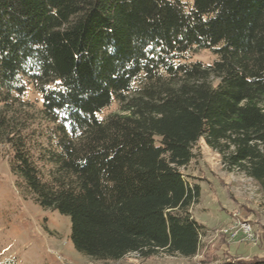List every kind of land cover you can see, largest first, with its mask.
I'll list each match as a JSON object with an SVG mask.
<instances>
[{"label": "trees", "instance_id": "16d2710c", "mask_svg": "<svg viewBox=\"0 0 264 264\" xmlns=\"http://www.w3.org/2000/svg\"><path fill=\"white\" fill-rule=\"evenodd\" d=\"M200 139L264 187V0H0V153L78 251L195 256Z\"/></svg>", "mask_w": 264, "mask_h": 264}, {"label": "rangeland", "instance_id": "374dc122", "mask_svg": "<svg viewBox=\"0 0 264 264\" xmlns=\"http://www.w3.org/2000/svg\"><path fill=\"white\" fill-rule=\"evenodd\" d=\"M193 58L209 63L216 56L210 50H198ZM27 97L41 99L32 84ZM115 110L114 104L105 113ZM0 147L8 151L6 146ZM195 151L196 157L183 171L203 176L197 178L201 195L193 210L196 219L205 225L198 253L193 257L165 251L149 257L129 254L110 262L78 251L70 238V215L45 208L26 196L7 158L0 153V264H218L226 259L228 251L237 256L264 255L263 185L247 171L225 164L221 154L204 139L199 140ZM237 221L249 224L248 235L239 227L224 231Z\"/></svg>", "mask_w": 264, "mask_h": 264}, {"label": "built area", "instance_id": "2783aa9c", "mask_svg": "<svg viewBox=\"0 0 264 264\" xmlns=\"http://www.w3.org/2000/svg\"><path fill=\"white\" fill-rule=\"evenodd\" d=\"M234 227H239V228H243L245 230V233L248 235V231H247V227H249V224L246 223V222H241V221H237L236 224L232 227V228H226L224 229V231H227V230H231V229H234ZM250 228V227H249ZM234 232V234L236 233V231H232ZM251 235V234H250Z\"/></svg>", "mask_w": 264, "mask_h": 264}]
</instances>
